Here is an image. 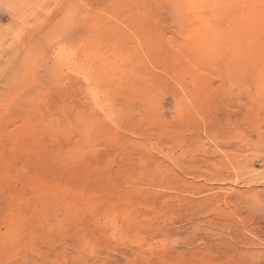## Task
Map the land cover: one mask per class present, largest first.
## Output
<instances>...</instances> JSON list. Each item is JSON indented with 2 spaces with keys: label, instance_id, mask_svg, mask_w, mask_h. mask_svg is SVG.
<instances>
[{
  "label": "rangeland",
  "instance_id": "374dc122",
  "mask_svg": "<svg viewBox=\"0 0 264 264\" xmlns=\"http://www.w3.org/2000/svg\"><path fill=\"white\" fill-rule=\"evenodd\" d=\"M0 264H264V0H0Z\"/></svg>",
  "mask_w": 264,
  "mask_h": 264
},
{
  "label": "bare ground",
  "instance_id": "6f19581e",
  "mask_svg": "<svg viewBox=\"0 0 264 264\" xmlns=\"http://www.w3.org/2000/svg\"><path fill=\"white\" fill-rule=\"evenodd\" d=\"M197 0H189V4H193V3H195ZM199 10V9H198ZM196 11V12H194V14H196V16L198 15V12L199 11ZM186 16V15H185ZM195 16V15H194Z\"/></svg>",
  "mask_w": 264,
  "mask_h": 264
}]
</instances>
